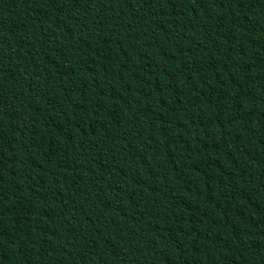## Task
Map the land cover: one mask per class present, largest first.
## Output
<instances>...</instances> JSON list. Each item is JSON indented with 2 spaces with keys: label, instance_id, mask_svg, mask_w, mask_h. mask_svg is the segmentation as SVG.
Masks as SVG:
<instances>
[{
  "label": "trees",
  "instance_id": "trees-1",
  "mask_svg": "<svg viewBox=\"0 0 264 264\" xmlns=\"http://www.w3.org/2000/svg\"><path fill=\"white\" fill-rule=\"evenodd\" d=\"M0 264H264V0H0Z\"/></svg>",
  "mask_w": 264,
  "mask_h": 264
}]
</instances>
